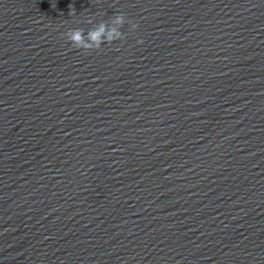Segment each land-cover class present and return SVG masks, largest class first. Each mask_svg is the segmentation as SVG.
I'll list each match as a JSON object with an SVG mask.
<instances>
[{"label": "clouds", "instance_id": "obj_1", "mask_svg": "<svg viewBox=\"0 0 264 264\" xmlns=\"http://www.w3.org/2000/svg\"><path fill=\"white\" fill-rule=\"evenodd\" d=\"M74 9L70 12L73 14ZM88 23H92L91 20ZM125 23L129 24L131 29L135 30L137 23L128 19L126 14L119 12L114 14L110 20L94 24L87 32L83 28H69L63 36L72 45L74 49L82 50L85 53L98 51L104 44H112L114 41L124 40L125 34L121 31ZM142 42V41H139Z\"/></svg>", "mask_w": 264, "mask_h": 264}]
</instances>
